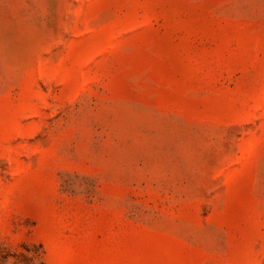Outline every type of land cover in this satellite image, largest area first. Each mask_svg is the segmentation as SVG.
Listing matches in <instances>:
<instances>
[{
	"label": "rangeland",
	"instance_id": "obj_1",
	"mask_svg": "<svg viewBox=\"0 0 264 264\" xmlns=\"http://www.w3.org/2000/svg\"><path fill=\"white\" fill-rule=\"evenodd\" d=\"M0 264H264V0H0Z\"/></svg>",
	"mask_w": 264,
	"mask_h": 264
}]
</instances>
